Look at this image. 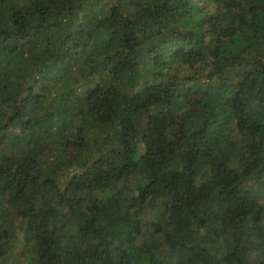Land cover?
I'll list each match as a JSON object with an SVG mask.
<instances>
[{
	"label": "trees",
	"instance_id": "16d2710c",
	"mask_svg": "<svg viewBox=\"0 0 264 264\" xmlns=\"http://www.w3.org/2000/svg\"><path fill=\"white\" fill-rule=\"evenodd\" d=\"M264 264V0H0V264Z\"/></svg>",
	"mask_w": 264,
	"mask_h": 264
},
{
	"label": "rangeland",
	"instance_id": "374dc122",
	"mask_svg": "<svg viewBox=\"0 0 264 264\" xmlns=\"http://www.w3.org/2000/svg\"><path fill=\"white\" fill-rule=\"evenodd\" d=\"M12 259H13V264H20V263L14 261V260L16 259V260H19V261H23L24 258L21 255H18V257L16 255H14Z\"/></svg>",
	"mask_w": 264,
	"mask_h": 264
}]
</instances>
